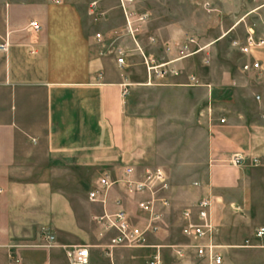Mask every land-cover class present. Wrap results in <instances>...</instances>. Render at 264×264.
I'll use <instances>...</instances> for the list:
<instances>
[{
  "label": "crops",
  "instance_id": "obj_1",
  "mask_svg": "<svg viewBox=\"0 0 264 264\" xmlns=\"http://www.w3.org/2000/svg\"><path fill=\"white\" fill-rule=\"evenodd\" d=\"M194 3L134 0V39L119 0H0V264H55L67 246L94 243L102 233L83 222L118 200L127 212L150 200L158 222L183 228L211 197L223 254L241 258L246 236L264 253V46L241 54L231 41L243 16L201 22ZM144 55L167 74L148 83ZM128 168L132 180L160 171L163 181L131 193ZM104 174L115 184L92 202Z\"/></svg>",
  "mask_w": 264,
  "mask_h": 264
},
{
  "label": "built area",
  "instance_id": "obj_2",
  "mask_svg": "<svg viewBox=\"0 0 264 264\" xmlns=\"http://www.w3.org/2000/svg\"><path fill=\"white\" fill-rule=\"evenodd\" d=\"M134 0H119L120 6L123 9L128 32L135 39V34L138 31L133 27L134 21L130 19L131 14L129 6ZM96 3L91 5V8L96 7ZM206 8H209L210 4L204 3ZM264 9V2L254 8L248 13H257ZM244 18L241 20L243 21ZM31 26L35 29L39 28L36 22H32ZM245 34L243 38H235L231 41V45L236 48L241 54H251L255 48H261L264 46V14L261 15L259 22L252 21L245 23ZM97 39H101V34L96 35ZM138 49H140L137 44ZM0 51L8 52L9 44L4 42L0 44ZM184 53V51H182ZM186 56V55H185ZM144 64L148 72V79L151 83L153 78H163L167 74L166 64L157 62L153 58H148L145 55ZM117 63L120 68H124L126 65V54L124 50L119 49L117 52ZM259 69L260 64L254 62L253 64H245L244 70ZM128 88L125 86L123 94L127 95ZM225 120L222 119L221 122ZM229 163L233 166H240L243 163V157L241 155H233L229 159ZM132 169L128 168L125 172L126 180L125 186L131 193H142L147 189L153 188L156 180L163 181V174L160 171L155 173L147 172L143 181H135L131 179ZM115 182L110 178L108 174H104L98 178L95 184V188L90 192V200L92 202L101 201L103 194H106ZM117 205L119 209L114 213H105L95 217V221L107 232H114L109 238L108 244L105 246V253L109 256H113L114 248L117 247H152L146 243L145 235L148 232H155L159 229L158 219L159 214L154 209V204L150 200H142L138 203V207L141 212L148 215V220L145 228H142L136 224L132 217L128 214L122 205V201L118 200ZM214 200L211 197H204L197 203L196 214L193 215L189 211L184 213V216L190 221L182 228V235L188 240L186 244L174 245V253L178 258L187 259L189 264H223L224 254L222 252V245L216 241V226L213 221ZM257 236H264V228H260L257 232ZM44 246H51L55 241L54 236L47 235L45 237ZM157 251L151 255L148 264H164L163 256L161 252V246H153ZM191 249L187 257L188 250ZM67 256L69 264H90L91 263V250L89 246L77 245L68 247Z\"/></svg>",
  "mask_w": 264,
  "mask_h": 264
},
{
  "label": "rangeland",
  "instance_id": "obj_3",
  "mask_svg": "<svg viewBox=\"0 0 264 264\" xmlns=\"http://www.w3.org/2000/svg\"><path fill=\"white\" fill-rule=\"evenodd\" d=\"M195 6L197 9L191 14L194 18L199 19L201 22L204 20L205 15L211 24H215L216 19L212 18L213 15H216L221 18L225 19L228 23L232 22L233 19L237 16L245 17L244 21H239V26L236 29V32H239V29H244L245 20L246 22L258 21L260 20L261 15H263L264 9L260 10L257 13H252L248 15L249 11L252 8H256L260 6L264 0H195ZM210 1L211 2V11L204 7V2ZM180 8L182 6H186L185 2L179 3ZM253 10V9H252ZM242 19V18H241ZM138 206L134 203L131 204L128 208V212L131 214L133 221L145 228V225L148 220V215H140L138 213ZM159 229L155 232H148L146 237V243L148 245H152V247H117L114 248L113 256L109 257L104 249L105 246L109 242V238L114 234V232H107V231H100L98 225L93 220L91 221H84L83 226L84 229H95L98 232L102 233V237L96 239L94 243L90 242H82L78 243L77 245H91L90 250L91 254V263L90 264H148V261L152 254H154L157 249L153 246H161V252L163 256L164 264H189L187 259L178 258L174 253V245L177 244H186L188 240L182 235V228L176 225L172 221H165L162 220L158 222ZM216 241L219 243L218 238L216 236ZM39 243V242H38ZM36 244V243H34ZM247 245L244 250L247 252L241 253V258H236L233 252H224L225 257L230 261V264H250L252 260H261L264 261V253H251V247L254 244L253 237L246 236L244 245ZM67 246L66 252L62 250L60 253H57L55 256V264H69L68 256H67ZM192 253V250H188V255ZM240 262V263H239Z\"/></svg>",
  "mask_w": 264,
  "mask_h": 264
}]
</instances>
